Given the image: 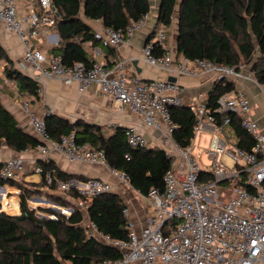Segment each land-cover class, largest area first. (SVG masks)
Wrapping results in <instances>:
<instances>
[{
	"label": "built area",
	"instance_id": "2783aa9c",
	"mask_svg": "<svg viewBox=\"0 0 264 264\" xmlns=\"http://www.w3.org/2000/svg\"><path fill=\"white\" fill-rule=\"evenodd\" d=\"M57 16L51 0H0V21L18 36L24 62L46 78L56 77L65 84H75L79 92L97 85L103 97L118 101L122 110L138 115L147 127L161 129L163 122L162 133L172 150L169 153L173 157L172 167L163 176L164 192L151 188L142 196L132 188L127 174L107 165L103 150L77 145L73 132L51 138L44 117L27 109L28 124L39 139L35 150L41 160H47L49 152L55 150L69 161L105 166L119 185L135 191L145 201L146 214L139 230L133 228L129 207L124 201L122 212L126 217L127 236L116 238L99 230L87 215L86 201L102 193L114 192L109 181L98 176L57 181L53 192L72 202L68 207L60 206L63 213L70 214L74 208L80 210L85 236L121 253L117 260H103L97 264H264V132L253 116L247 95L242 90L221 94L213 110L223 114L217 121L203 96L183 101L176 81L131 75L127 71L129 61L126 58L113 63L90 59L63 64L60 55L44 51L36 42L44 37L49 49L57 44L58 34L53 31ZM148 16L149 12L128 22L124 28L103 26L94 31V38L102 46L116 48L140 30ZM166 32L167 28L158 24L154 36L145 43L143 59L147 64L169 75L194 74L195 71L212 73L215 79L241 75L232 67L203 58L183 57L180 64H173V56L165 44ZM156 41L166 49L161 56L152 54ZM249 77L253 79L252 73ZM261 89L264 91V84ZM183 103L196 119L191 143L179 147L172 137L176 125L169 106ZM229 112L238 115L241 127L250 134L253 142L249 148L228 146L222 137L223 128L230 123ZM205 124L212 127L207 147L203 148L209 158L208 164L192 152L193 140ZM124 133L130 146L150 147L136 125L125 126ZM22 165L21 157L5 160L0 165V178L16 179ZM34 170L41 174L43 167L37 164ZM207 174L211 177L202 179ZM44 175L50 182V172L45 171ZM49 216L55 218L54 214Z\"/></svg>",
	"mask_w": 264,
	"mask_h": 264
},
{
	"label": "trees",
	"instance_id": "16d2710c",
	"mask_svg": "<svg viewBox=\"0 0 264 264\" xmlns=\"http://www.w3.org/2000/svg\"><path fill=\"white\" fill-rule=\"evenodd\" d=\"M51 1L58 14L53 29L59 38L49 51L60 55L66 65L90 60L84 42L89 41L92 46L100 45L94 38V31L81 16L100 20L104 26L118 29L141 18L151 9L150 0ZM176 6L177 54L189 60L207 59L238 71L241 65H249L253 79L260 85L264 84V0H159L156 23L147 40L154 36L158 24L166 28L171 25ZM165 50L157 41L153 42L154 56H161ZM0 60L6 63L5 76L15 81L18 91L33 95L37 93V80L14 68L1 44ZM233 90V80L223 76L216 78L204 95L217 121L223 115L213 111L217 98ZM169 112L176 125L172 131L173 139L179 147L189 145L194 136L195 114L186 103L169 106ZM228 115L229 125H232L237 137L235 146L249 148L253 140L241 127L238 115L232 112ZM44 120L51 138L57 139L61 134L73 132L77 145L103 150L107 165L127 174L130 185L140 195L145 196L151 188L164 192L163 176L172 167L173 158L164 148L130 146L124 127H115L107 135L100 125L82 119L69 121L49 114ZM2 140L16 151L34 147L38 142L0 104V143ZM39 164L43 167L39 188L23 185L15 179L0 178V184H12L19 189L20 209L19 214L13 216L0 211V264H97L103 260L119 259V250L85 236L80 224L83 213L77 208L70 214L49 212L55 218H38L33 210L28 209L27 197L40 192L53 197L60 205L72 204L53 189L57 181L75 176L54 167L49 160H40ZM45 171L50 172V182L46 181ZM210 177L211 174H207L202 179ZM123 200L118 193L111 191L86 201L88 218L102 232L116 238H126Z\"/></svg>",
	"mask_w": 264,
	"mask_h": 264
},
{
	"label": "crops",
	"instance_id": "0c3cea01",
	"mask_svg": "<svg viewBox=\"0 0 264 264\" xmlns=\"http://www.w3.org/2000/svg\"><path fill=\"white\" fill-rule=\"evenodd\" d=\"M158 1L155 6L151 4L149 16L143 27L116 48H105L99 44L92 46L89 41L84 42V47L88 50L89 58L107 63H113L120 58H126L129 61L127 71L131 75H136L141 79H168V77H173L174 81L180 86L183 101L198 96L204 97L212 87L215 80L214 74L195 71L194 74L175 73L169 75L167 72L147 64L143 59V47L156 23ZM81 19L93 31L100 30L104 26L100 20H92L83 16H81ZM173 24L172 21L171 25L167 28L166 46L173 56V64L177 65L182 62L183 56L177 54L175 46L177 19L175 26ZM36 42L44 51H49L46 38H39ZM0 44L12 60L13 67L35 78L38 82V89L35 95L18 91L15 81L5 76L6 63L0 60V104L11 113L20 127L36 139H38V136L28 124L27 109H32L37 116H44L49 113L68 119L69 121L82 119L95 123L100 125L104 134L107 135L111 134L115 127L136 125L138 130L149 141L150 147H161L168 154H171V145L164 139L162 133L165 128L163 122H161V129L145 126L138 115L126 109L122 110L118 101L103 97L99 93L97 85L89 87L84 92H79L75 84H65L56 77L46 78L40 75L31 65L24 62L22 56L23 47L18 36L1 21ZM133 61H136L135 65H133ZM189 66H191L190 63ZM239 72L240 76L230 78L234 82V90H242L247 95L251 102L253 116L257 120L260 130L264 132V91H262L260 84L249 77L251 73L249 67H243ZM211 131L212 127L209 124L203 126L200 132H198V145H200L201 139L204 137L209 138ZM221 135L226 140L228 146H235L237 137L232 125L224 127ZM196 138L193 140V143H195ZM15 157H21L23 160L22 171L15 180L23 185L39 188L41 174L36 172L34 168L37 164L40 165L39 161L41 159L35 150V146L16 151L8 147L2 140L0 143V165L5 160ZM47 160L54 167L75 177L98 176L109 181L114 188V192L123 197V201L128 205L129 218L133 223V228L139 230L142 227L146 214L144 206H141L136 196H133L128 190L121 189V185L117 183L116 179L105 166L69 161L63 154L55 150L49 152ZM225 161L228 162V159L225 158ZM9 185L12 184L6 183L0 188V191L2 190L5 193L15 191ZM12 186L17 188L15 185ZM41 189L44 190L43 187ZM8 208L11 211L18 210V206L14 201L10 202Z\"/></svg>",
	"mask_w": 264,
	"mask_h": 264
},
{
	"label": "rangeland",
	"instance_id": "374dc122",
	"mask_svg": "<svg viewBox=\"0 0 264 264\" xmlns=\"http://www.w3.org/2000/svg\"><path fill=\"white\" fill-rule=\"evenodd\" d=\"M150 1H151V4L153 6H155L157 3V0H150ZM177 9H178V6L175 7V12L177 11ZM175 22H176V14L174 13V15H173V23H174L173 25L174 26H175ZM166 33H168V32H166ZM166 37H167V35H166ZM166 41H167V39H165V44H166ZM243 67L247 68V67H249V65H241L240 69H242ZM196 136H197V138H196V141L193 145V151L192 152L197 158L200 157L204 163L208 164L209 158L203 149V148L207 147V140L208 139L206 137H204L203 139H201L200 145H198L199 136H198V134ZM121 189L122 190H128L133 196H136L140 205L144 206L145 201L143 200V198L138 197L137 194L135 193V191L129 190L125 185H121ZM0 194H2L4 197L3 198L4 201L2 202V204H0V208L2 206L5 209V211H11L8 207L10 205V202L14 201L18 204V209H19V196H18L19 192L9 191L8 193H5L1 190ZM11 195L15 196V197H12ZM32 197H35V198L30 200V202H29L30 206H29L27 199L32 198ZM27 199H26V205H27L28 209L33 210L34 215L38 218H44V217H42L37 212L47 213V214H50L49 212L63 213V210L61 207L62 206L68 207V205H62V204L60 205V203L58 201L54 200L53 197L47 196L46 194H44L42 192H40L39 194H32V195L28 196ZM58 207H60V210H58L59 209ZM19 212H20V209H19Z\"/></svg>",
	"mask_w": 264,
	"mask_h": 264
},
{
	"label": "water",
	"instance_id": "95a60500",
	"mask_svg": "<svg viewBox=\"0 0 264 264\" xmlns=\"http://www.w3.org/2000/svg\"><path fill=\"white\" fill-rule=\"evenodd\" d=\"M132 63H133V65H135V64H136V61H133ZM168 80H170V81H174V78H173V77H168ZM48 115H49V113H48V114H45L43 117H46V116H48ZM5 184H6V183L0 184V188H2ZM9 187L14 188V190H15L16 192H18V189L15 188V187H13L12 185H9ZM33 198H35V197H32V198L27 199V201H28V205H29V206H30L29 202H30V200L33 199ZM3 201H4V199H3L2 195H0V204H2ZM16 204H17V203H16ZM17 206H18V204H17ZM58 208H59L58 210H60V207H58ZM0 211H3L5 214H7V215H9V216H13V215H17V214H19V211H18V210H17V211H5L4 208H3L2 206H1V208H0ZM37 213L40 214V215H41L42 217H44V218H50L49 214H47V213H40V212H37Z\"/></svg>",
	"mask_w": 264,
	"mask_h": 264
}]
</instances>
